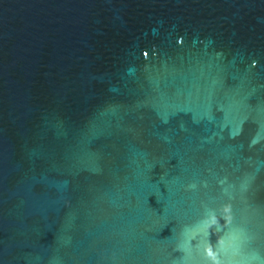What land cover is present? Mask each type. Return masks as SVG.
Instances as JSON below:
<instances>
[{
  "label": "water",
  "instance_id": "95a60500",
  "mask_svg": "<svg viewBox=\"0 0 264 264\" xmlns=\"http://www.w3.org/2000/svg\"><path fill=\"white\" fill-rule=\"evenodd\" d=\"M0 264H264V0H0Z\"/></svg>",
  "mask_w": 264,
  "mask_h": 264
},
{
  "label": "snow or ice",
  "instance_id": "6c2138e0",
  "mask_svg": "<svg viewBox=\"0 0 264 264\" xmlns=\"http://www.w3.org/2000/svg\"><path fill=\"white\" fill-rule=\"evenodd\" d=\"M209 255H210V253H209Z\"/></svg>",
  "mask_w": 264,
  "mask_h": 264
}]
</instances>
